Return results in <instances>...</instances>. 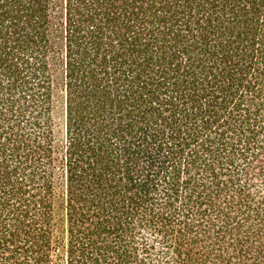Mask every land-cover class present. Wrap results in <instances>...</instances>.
Here are the masks:
<instances>
[{
  "label": "trees",
  "instance_id": "16d2710c",
  "mask_svg": "<svg viewBox=\"0 0 264 264\" xmlns=\"http://www.w3.org/2000/svg\"><path fill=\"white\" fill-rule=\"evenodd\" d=\"M0 264H264V0H0Z\"/></svg>",
  "mask_w": 264,
  "mask_h": 264
}]
</instances>
